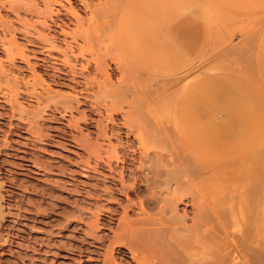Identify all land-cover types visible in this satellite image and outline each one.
<instances>
[{
  "label": "rangeland",
  "instance_id": "obj_1",
  "mask_svg": "<svg viewBox=\"0 0 264 264\" xmlns=\"http://www.w3.org/2000/svg\"><path fill=\"white\" fill-rule=\"evenodd\" d=\"M138 1L34 0L36 15L2 11L16 30L2 38L16 39L24 58L10 62L0 53V264H136L118 237L144 217L169 227L185 217L194 253L201 242L212 263L248 264L249 247L259 246L256 264H264V0H159V50L134 44ZM47 9L54 11L49 37L82 71L75 80L63 57L36 38L48 34L41 22L53 25L40 14ZM27 21L36 30L26 36ZM107 89L115 99L106 101ZM242 91L247 106L230 99L232 114L221 112L220 94ZM48 93L72 98L70 109L45 108ZM187 95L207 100L189 122ZM219 123L231 135H220ZM241 149L249 150L238 156ZM201 160L240 166L215 180ZM152 195L158 211L149 207ZM201 212L209 214L206 242L195 223Z\"/></svg>",
  "mask_w": 264,
  "mask_h": 264
},
{
  "label": "bare ground",
  "instance_id": "obj_2",
  "mask_svg": "<svg viewBox=\"0 0 264 264\" xmlns=\"http://www.w3.org/2000/svg\"><path fill=\"white\" fill-rule=\"evenodd\" d=\"M8 1V0H7ZM6 0H0V53L2 52V54L4 55V56H6V59H8L10 62H13L15 59H18L17 57H19V59L20 58H24L23 57V51H22V48H21V46L20 45H18V44H16L15 42H14V40H16V39H14L13 41L12 40H10V41H8V39H7V42H5V40H3L4 38H2V36H5L4 34H13V33H15V28H11V27H7V26H5V24H4V20H3V17L1 16V13H2V11H12V12H15L14 14H16V12H17V14H19L22 10L25 12L24 14H30L31 15V13H35V15H36V13H39L37 10H36V5L34 4L35 2H33L31 5H29L30 4V2L29 1H34V0H18V1H20L19 2V4L17 3V4H15L14 2L13 3H8ZM13 1V0H12ZM66 1V0H65ZM69 1V0H68ZM10 2V1H9ZM29 2V3H28ZM103 2V1H102ZM34 4V5H33ZM49 4H51L50 2H49ZM110 5V4H109ZM47 6H49V5H47ZM105 6V5H104ZM7 9V10H6ZM48 9H50V6L48 7ZM45 10V12L44 13H40V14H43V15H45V16H47V18H49V20H50V23H51V13H54V11L53 12H51V10ZM23 11L21 12V13H23ZM9 12V13H10ZM57 12V11H56ZM8 13V12H7ZM8 13V14H9ZM58 13V12H57ZM71 13H73V15H75V13L73 12V11H71ZM16 14V15H17ZM55 16H56V14H54ZM58 16V15H57ZM56 19V18H55ZM95 19V18H94ZM97 19V18H96ZM44 20V19H43ZM58 20V19H57ZM24 21V20H23ZM95 21L96 20H94V23H95ZM20 23H22V22H20ZM53 23V22H52ZM51 23V24H52ZM57 24V23H56ZM97 24V23H96ZM95 24V25H96ZM9 26V25H8ZM40 26H41V29L43 30V31H48V34H42V33H39V32H36L38 35H36V38H37V40L39 41L38 43H40V44H43V45H48L50 48V51L52 52V55H53V52H55V53H57L56 55H59V56H62L63 57V59L61 60L60 58H58V59H60V62L64 65V67H66V68H68L69 70H68V72H67V74L69 75V74H71V76L73 77L72 79L73 80H75V78H79V76H81L80 75V73L82 72V71H80V73H77L76 71H75V69H74V67L70 64V57L71 56H69L68 55V53H67V51L66 50H62V49H60L59 48V46H56V43H57V39H56V36H54V37H49V31L50 30H52L53 28V26H54V23H53V25H50V24H48L47 23V21H43V22H41L40 23ZM56 26V25H55ZM58 26V25H57ZM100 26V25H99ZM22 27H23V32H21V33H25V35L27 36V34L29 33V30H33L34 32H35V27L33 26V25H31L30 23H28V21L27 22H25V23H22ZM94 27V26H93ZM101 27V26H100ZM100 27H99V30H100ZM229 28V27H228ZM101 29H102V27H101ZM21 30V31H22ZM97 30H98V28H97ZM95 28H94V31H97ZM98 30V31H99ZM89 31V30H88ZM88 31H87V33H88ZM94 31L92 32V33H94ZM97 31V32H98ZM101 31V30H100ZM31 32V31H30ZM53 32H54V30H53ZM52 32V33H53ZM65 32V31H64ZM102 32V31H101ZM35 33V34H36ZM54 33H56V32H54ZM62 33V32H61ZM86 33V32H85ZM91 33V34H92ZM100 32H98V34H99ZM16 34V33H15ZM97 35V33H94V35ZM20 35V34H19ZM23 35V34H22ZM31 35H33V34H31ZM51 35V34H50ZM93 35V34H92ZM14 36V35H13ZM24 36V35H23ZM30 36V35H29ZM86 36H88V35H86ZM59 37V36H58ZM25 38V37H24ZM27 38V37H26ZM60 40V39H59ZM58 40V42L59 43H61L60 41ZM63 40V39H62ZM66 41V40H65ZM32 42V41H31ZM58 44V43H57ZM63 44H65L64 42H63ZM62 44V45H63ZM71 44V43H70ZM62 45H60V46H62ZM68 45V44H67ZM66 46V45H65ZM46 47V46H45ZM67 47V46H66ZM65 47V48H66ZM69 47V46H68ZM73 47V46H72ZM47 48V47H46ZM43 49V48H42ZM66 49H68V48H66ZM73 50V48H71V46H70V50ZM117 49V48H116ZM50 51H49V54H50ZM73 51H71L70 53H72ZM51 55V54H50ZM74 55H75V53H74ZM61 57V58H62ZM72 58V57H71ZM74 59V58H73ZM22 60V59H21ZM76 61V60H75ZM53 63H54V61H53ZM224 64V63H223ZM75 66V65H74ZM234 67V66H233ZM0 68H2V66L0 65ZM1 72H2V75H3V73L5 74V72H3V70L1 69ZM1 72H0V77H1ZM3 77H7L6 75H4ZM2 78V77H1ZM4 79V78H3ZM2 79V80H3ZM10 83V82H9ZM15 83V82H14ZM37 83V82H36ZM77 84H78V82H77ZM8 85V84H7ZM40 85V84H39ZM79 85V84H78ZM35 86H36V84H35ZM17 86L15 85V87H13V86H9L8 85V89L11 91V93L13 92V95L14 94H19V93H17V92H15V88H16ZM14 88V89H13ZM111 90H109V89H107L106 90V101L107 100H110V99H112V98H109L108 97V94H109V92H110ZM15 92V93H14ZM116 93V92H115ZM50 93H48V95H49ZM112 97V96H111ZM115 97V96H114ZM119 97H120V95H119ZM177 97V96H176ZM74 98V97H73ZM116 98V97H115ZM115 98H113V99H115ZM112 99V100H113ZM36 100H38V101H41L42 99L40 98V96H36ZM73 101V99L72 98H70V97H64V99H59L58 98V95H54V96H52V97H50V95H49V97L48 98H46V100L44 101L45 102V108H49V105L48 104H52V106H54L55 108H57L58 106H65V108H69L70 109V105L72 104L71 102ZM120 105V104H119ZM52 106H50V107H52ZM69 106V107H68ZM62 108V107H61ZM64 108V109H65ZM54 109V108H53ZM56 110V109H55ZM45 111V110H44ZM154 111V110H153ZM140 115V114H139ZM143 116V115H142ZM139 118V117H138ZM141 122V121H140ZM156 127V126H155ZM155 127H153V128H155ZM152 128V129H153ZM156 131V130H155ZM142 137V136H141ZM130 150V149H129ZM141 151V150H140ZM157 152V151H156ZM147 153V152H146ZM119 155V154H118ZM127 155V154H126ZM152 155V154H151ZM115 156H116V154H115ZM110 159V158H109ZM115 159V158H114ZM116 160H118V156L116 157ZM120 160V159H119ZM121 161V160H120ZM142 161V160H141ZM146 161V160H145ZM144 161V162H145ZM163 162V161H162ZM126 163V162H125ZM138 163V162H137ZM179 163V162H178ZM142 164V163H141ZM148 164V163H147ZM186 164V163H185ZM203 166H204V170H206V171H210L209 172V174L211 173L212 174V172H215V170H217L215 167L216 166H213V165H210L209 163L208 164H205V163H201ZM144 165V164H143ZM143 165H140V167L141 168H143ZM175 165V164H174ZM173 165V166H174ZM197 165V164H196ZM139 167V169H141ZM148 167V166H147ZM176 167V166H175ZM193 167V166H192ZM197 168H200V167H197ZM202 168V167H201ZM158 169H159V167H158ZM203 169V168H202ZM142 170V169H141ZM141 170H139V172L141 171ZM149 170H151V169H149ZM167 170V169H166ZM170 170V169H169ZM219 170V169H218ZM176 171V170H175ZM151 172V171H150ZM156 172V171H155ZM178 172V171H177ZM217 172H219V171H217ZM220 172H222V171H220ZM141 173H143L142 171H141ZM207 173V172H206ZM145 174V173H144ZM159 173H156V178H157V175H158ZM166 174V173H165ZM216 175H217V173H215ZM220 174V173H219ZM225 174V173H224ZM188 175V174H187ZM191 175H192V173H191ZM216 175H215V180H219V179H217L216 178ZM148 176V175H147ZM147 176H146V178H147ZM175 176V175H174ZM138 177V176H137ZM149 177V176H148ZM159 178V177H158ZM161 178H164V177H161ZM204 178V177H203ZM219 178V177H218ZM223 178V177H222ZM122 179V178H121ZM145 179V178H144ZM204 179H206V178H204ZM209 180H210V178H208ZM207 179V181H208V183H209V180ZM224 179V178H223ZM140 180V179H139ZM146 181H147V179H145ZM158 180V179H157ZM159 180H160V178H159ZM168 180V179H167ZM188 180V179H187ZM144 181V180H143ZM151 181H154V179L153 180H151ZM134 182V181H133ZM150 182V181H149ZM184 182V181H183ZM188 182V181H187ZM205 182V181H204ZM211 182H213V181H211ZM157 183L159 184L160 182H158L157 181ZM201 183V182H200ZM207 183V182H206ZM143 184V183H142ZM156 183H155V181H154V183L152 182V185H150L148 188H150V193L151 192H155V190H156V192H157V184L155 185ZM189 184V183H188ZM125 185V184H124ZM145 185H149V184H146L145 183ZM155 185V186H154ZM165 185H166V183H165ZM169 185V184H168ZM191 185V184H190ZM204 185H205V183H204ZM159 186H161V185H159ZM158 186V187H159ZM162 186H163V184H162ZM193 186V185H192ZM191 186V187H192ZM206 186V185H205ZM138 187V186H137ZM146 187V186H145ZM198 187V186H197ZM201 187V186H200ZM152 188V189H151ZM160 188V187H159ZM159 188H158V190H159ZM164 188V187H163ZM171 188V187H170ZM190 188V187H189ZM146 189V188H145ZM155 189V190H154ZM168 189V188H167ZM178 189V188H177ZM176 189V190H177ZM186 190L188 189V188H185ZM184 189V190H185ZM191 189V188H190ZM147 191H148V189H146ZM161 190V189H160ZM175 190V191H176ZM185 190V191H186ZM225 190V189H224ZM162 191V190H161ZM175 191H172L173 193H176ZM178 191V190H177ZM197 191H198V189H197ZM226 191V190H225ZM143 192V191H142ZM171 192V191H170ZM187 192V191H186ZM138 193V192H137ZM149 192H147V194H148ZM149 193V194H150ZM178 193V192H177ZM189 193H190V191H189ZM152 194V193H151ZM150 194V195H151ZM155 194V193H154ZM184 194H186V193H184ZM183 194V195H184ZM146 195V194H145ZM158 195V194H157ZM173 195V194H172ZM176 196H179L178 194H175ZM181 195V194H180ZM155 196V195H154ZM152 197H153V195H152ZM145 198V197H144ZM154 199H155V202L153 201V200H150V201H148V199H147V201L149 202V207H155V204L156 203H159V201H157L156 202V197H153ZM153 198H151V199H153ZM179 198L181 199V197L179 196ZM139 199V198H138ZM160 200V199H159ZM140 201V200H139ZM163 201V200H162ZM178 201V200H177ZM180 201H182V200H180ZM141 202V201H140ZM139 202V203H140ZM163 202H165V201H163ZM179 202V201H178ZM223 202V201H222ZM225 202V201H224ZM145 204H144V207H145V205H146V202H144ZM173 203V202H172ZM171 203V204H172ZM220 203V202H219ZM142 204V203H141ZM141 204H138V206L140 205L141 207H142V211H145V210H143L144 209V207L141 205ZM167 204V203H166ZM169 204V203H168ZM183 204V203H182ZM137 205V204H136ZM157 205V204H156ZM173 205V204H172ZM225 205V204H224ZM147 206V208H148V205H146ZM162 207V206H161ZM178 207V206H177ZM174 208L176 211V213L178 212L177 211V209L178 208ZM220 207H221V205H220ZM146 208V209H147ZM156 208V210H157V207H155ZM155 208H153L154 210H155ZM222 208H223V206H222ZM231 208V207H230ZM163 208H161V210H162ZM171 209H172V212H173V206H171ZM127 210V209H126ZM152 210V209H151ZM159 210V209H158ZM157 210V211H158ZM210 210V209H209ZM165 211H166V209H165ZM165 211H164V213H165ZM198 211V210H197ZM203 211V210H202ZM227 211V210H226ZM225 211V212H226ZM146 212V211H145ZM154 212V211H153ZM170 212V211H169ZM212 212V211H211ZM142 213V212H141ZM168 213V212H167ZM176 213H172V215H171V213H170V215H171V218H169L170 220H169V222L170 221H172V222H170V223H173V219H172V217H173V215H175ZM217 213V212H216ZM166 214V213H165ZM178 214V213H177ZM213 214V213H212ZM167 215V214H166ZM179 215V214H178ZM209 214H206L205 212H201V213H199V215H198V218H199V222H195L196 224H197V226H201V228H200V231L199 230H197L196 229V231H194V232H197V231H199V233H200V237H203L202 238V241H203V239H205V242H206V238H208L209 236H208V234H207V231L202 227V226H204V225H206V223L208 224V220H209V216H208ZM222 215H223V213H222ZM215 215H211V217H214ZM146 218V219H145ZM147 218H151V217H144V219L142 218V220L143 221H141V219H139V221H141V222H138V223H136V221H134V222H132L131 221V224L130 223H126L125 224V226H123V234H121V235H119V237H118V240L120 241L119 243H121V244H123L124 246L123 247H126L127 249H129L130 250V252L132 253V255H133V257H135V263L136 264H221V262L220 261H218V262H216V263H212V262H210L209 260H208V255H207V252L204 250L206 247L204 246V248L202 247L203 245H202V243L200 242H198V240H197V242L199 243V245H198V243H197V245H198V247H201V249L200 248H198V250L197 251H199V253H194V248L192 249V247H191V243H189L191 240H192V237H191V235H190V231H189V229H191V228H189L188 229V227H186V225H185V221H186V219H185V217H182V218H179L178 220H176L177 221V224H179V225H174V224H176V221L174 222V224H172V226L170 225V227L169 226H165V225H167V224H165V223H160V221L158 222V223H156V222H154L153 220H150V219H147ZM174 218V217H173ZM207 218H208V220H207ZM172 219V220H171ZM197 219V218H196ZM134 220H136V219H134ZM138 220V219H137ZM146 220V221H145ZM155 220V219H154ZM151 221H152V223H151ZM155 221H157V220H155ZM161 221H163V220H161ZM193 221V220H192ZM208 221V222H207ZM211 221H214V220H211ZM216 221V220H215ZM129 222V221H128ZM132 223H133V225H132ZM169 223V224H170ZM195 223H194V225H195ZM215 223V222H214ZM134 224H135V226H134ZM199 224V225H198ZM204 224V225H203ZM219 224H221V223H219ZM132 226L134 227V228H132ZM176 226V227H175ZM179 228H181V229H179L178 230V227ZM188 226V225H187ZM196 227V226H195ZM205 227V226H204ZM197 228V227H196ZM206 228V227H205ZM133 230V231H131V230ZM204 230V231H203ZM205 231H206V233H205ZM178 234H177V233ZM192 232V231H191ZM203 232H204V234H203ZM205 236V234H207V236H203L202 234ZM210 233V232H209ZM165 235H167V236H165ZM180 238H178V237ZM195 237V236H194ZM242 237V236H241ZM240 238V237H239ZM191 239V240H190ZM190 240V241H189ZM195 240V239H194ZM204 243V242H203ZM197 245H196V247H197ZM200 245H202V246H200ZM263 246H264V244H263ZM190 248L193 250H190ZM209 248V247H208ZM208 248H207V250H208ZM255 248H257V249H255L256 251H254V250H249V254H248V256H249V259H248V264H256V261H257V257L259 256H263V254L261 253V255H259L260 254V251H259V253L257 254V250H258V247H255ZM264 248V247H263ZM200 249V250H199ZM203 250V251H202ZM219 250V249H218ZM263 251H264V249H262ZM201 251V252H200ZM209 251V250H208ZM119 252V251H118ZM129 252V251H128ZM208 254H209V252H208ZM111 255V254H110ZM210 255V254H209ZM257 255V256H256ZM226 261V260H225ZM112 262V261H111ZM246 264V263H245Z\"/></svg>",
  "mask_w": 264,
  "mask_h": 264
},
{
  "label": "crops",
  "instance_id": "obj_3",
  "mask_svg": "<svg viewBox=\"0 0 264 264\" xmlns=\"http://www.w3.org/2000/svg\"><path fill=\"white\" fill-rule=\"evenodd\" d=\"M137 5H139V7H140L139 8L140 12H139V14L138 13L135 14L136 17L131 18V26L133 27V29L135 31V35H134L135 38H133V39H135L134 44L136 46H142V47L147 46L149 48L151 47L154 50H157L158 47L154 48L153 46L157 42L161 41V35H160V32H161L160 22H161V20L160 19H161L162 8L159 4V0H139ZM135 7H133L131 9V12H133V9H135ZM202 93H203V91H201V93H199V94H202ZM220 97H221V103L219 104V107H220L219 109L221 110V112L226 110L229 113V115L232 114L233 107L231 105H228V106L226 105V107H225V102H227L228 100L235 99V105H239V103H240V107H242V108L247 106V103L245 105L242 103L244 98L247 99L244 91H242L241 93L230 92V94H226V95L220 94ZM238 97H239V100L242 99V100H240V102H236V100H238L236 98H238ZM200 99L195 100L190 95H187L186 99L182 103V107H183L182 114L187 119V122L190 121V119L194 116V114L196 112H205L207 100H203L202 97ZM195 101H197V104L195 103ZM231 102L232 101H230V103ZM193 103L196 106H193ZM251 124H252V126H250V128L252 130H256L257 128H259L258 126H256L255 122L252 121ZM218 126H219V134L220 135L224 134V133L231 135L228 131L229 130L228 127L225 130L222 123H219ZM202 127L203 126L198 125L197 128H202ZM201 142L205 147L208 146V140L206 139V137H202ZM192 150H194L200 154H207L210 151H213L214 153L215 152H219V153H221V152L228 153L229 152V150H227V149H225V150H223V149H192ZM248 150L249 149L238 150L237 151L238 156L241 155L242 153L248 151ZM202 162L205 164H208L204 161H202ZM209 164L216 166L215 168L217 170H215V172H213V175H216L215 173H217V175H219V176L223 175V171L225 169L226 170H234V169L239 168L238 166H240L239 164L237 165L236 163L235 164L233 163L231 165L228 164L226 166L223 165V167H220L219 164H215V163H209ZM218 167H220V168H218ZM227 168H229V169H227ZM220 170L222 172H220ZM217 171H219V172H217ZM220 215H222V213ZM256 247H258V249L260 248L259 246H256ZM251 249L256 251L255 249H257V248H255L254 246H252V247L250 246L249 250H251ZM262 249H264V248H262Z\"/></svg>",
  "mask_w": 264,
  "mask_h": 264
}]
</instances>
